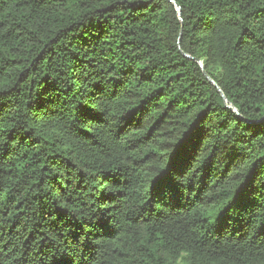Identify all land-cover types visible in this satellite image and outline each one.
I'll use <instances>...</instances> for the list:
<instances>
[{
    "label": "trees",
    "instance_id": "trees-1",
    "mask_svg": "<svg viewBox=\"0 0 264 264\" xmlns=\"http://www.w3.org/2000/svg\"><path fill=\"white\" fill-rule=\"evenodd\" d=\"M173 1L0 0V264H264V0Z\"/></svg>",
    "mask_w": 264,
    "mask_h": 264
},
{
    "label": "water",
    "instance_id": "water-1",
    "mask_svg": "<svg viewBox=\"0 0 264 264\" xmlns=\"http://www.w3.org/2000/svg\"><path fill=\"white\" fill-rule=\"evenodd\" d=\"M171 2H173L174 3V1L173 0H170ZM199 64L201 65V67H203L204 68V64H203V62L202 61H199ZM210 79V78H209ZM210 81L214 84V82H213V80L212 79H210ZM216 85V84H215Z\"/></svg>",
    "mask_w": 264,
    "mask_h": 264
}]
</instances>
